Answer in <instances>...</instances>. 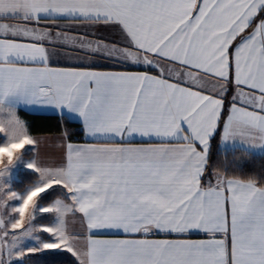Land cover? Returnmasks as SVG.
Returning a JSON list of instances; mask_svg holds the SVG:
<instances>
[{
  "label": "snow or ice",
  "instance_id": "obj_1",
  "mask_svg": "<svg viewBox=\"0 0 264 264\" xmlns=\"http://www.w3.org/2000/svg\"><path fill=\"white\" fill-rule=\"evenodd\" d=\"M44 110L85 140L42 153ZM229 157L264 158V0H0V264H264Z\"/></svg>",
  "mask_w": 264,
  "mask_h": 264
},
{
  "label": "trees",
  "instance_id": "obj_2",
  "mask_svg": "<svg viewBox=\"0 0 264 264\" xmlns=\"http://www.w3.org/2000/svg\"><path fill=\"white\" fill-rule=\"evenodd\" d=\"M20 115L31 125L33 135H51L62 134L68 132L74 142H83L85 137L81 132L80 124L63 121L58 116L32 115L24 111ZM239 157V154H237ZM222 162L221 156H216L212 160V164H220ZM227 164L229 166L230 174L244 176H261L264 175V158H233L229 157ZM27 183V179L25 180ZM75 258L69 253H61L59 255H38L31 258L29 264H74Z\"/></svg>",
  "mask_w": 264,
  "mask_h": 264
},
{
  "label": "crops",
  "instance_id": "obj_3",
  "mask_svg": "<svg viewBox=\"0 0 264 264\" xmlns=\"http://www.w3.org/2000/svg\"><path fill=\"white\" fill-rule=\"evenodd\" d=\"M110 67L115 68L116 70H120L118 65H110ZM28 114L32 115H45V116H58L59 113L55 110H44V111H36V112H28L24 111ZM71 122L79 124L76 120H70ZM41 138L42 144H41V152L42 153H48L52 156H56L59 154L60 145L62 144L61 137L62 134H51V135H36ZM193 238H201L199 236H194Z\"/></svg>",
  "mask_w": 264,
  "mask_h": 264
}]
</instances>
